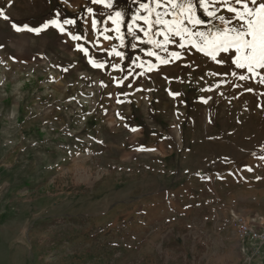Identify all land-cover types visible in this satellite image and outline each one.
Here are the masks:
<instances>
[{"label":"rangeland","instance_id":"obj_1","mask_svg":"<svg viewBox=\"0 0 264 264\" xmlns=\"http://www.w3.org/2000/svg\"><path fill=\"white\" fill-rule=\"evenodd\" d=\"M228 6L0 0V264H193L264 216V68L197 35Z\"/></svg>","mask_w":264,"mask_h":264},{"label":"snow or ice","instance_id":"obj_2","mask_svg":"<svg viewBox=\"0 0 264 264\" xmlns=\"http://www.w3.org/2000/svg\"><path fill=\"white\" fill-rule=\"evenodd\" d=\"M206 0H200V6L204 7ZM210 3L211 0H208ZM228 6L227 11L235 14V18L241 22L240 28H226L219 33L207 35L205 33H197L201 37L203 47L201 51L205 54H215L219 52H227L234 49L236 57L233 63L238 68H247L249 72H253L257 68H264V0H223ZM185 4L187 7L185 8ZM239 5L240 8L232 6ZM255 7H250L249 5ZM172 7H179L182 11H192V0H180L177 4L176 0H172ZM205 11H207L205 9ZM2 14V13H0ZM119 15V13H117ZM209 16H214L213 12H208ZM8 19V17H4ZM189 22L200 24L203 21L195 19L193 16L188 17ZM222 22L224 17H219ZM156 23H160L158 18ZM20 29L17 28V31ZM240 79H246L241 76ZM264 82V79H262Z\"/></svg>","mask_w":264,"mask_h":264},{"label":"built area","instance_id":"obj_3","mask_svg":"<svg viewBox=\"0 0 264 264\" xmlns=\"http://www.w3.org/2000/svg\"><path fill=\"white\" fill-rule=\"evenodd\" d=\"M229 220L235 227L241 253L252 261L264 250V216L256 213L229 212Z\"/></svg>","mask_w":264,"mask_h":264},{"label":"crops","instance_id":"obj_4","mask_svg":"<svg viewBox=\"0 0 264 264\" xmlns=\"http://www.w3.org/2000/svg\"><path fill=\"white\" fill-rule=\"evenodd\" d=\"M244 213V212H241ZM249 213V212H245ZM228 220H229V215H228ZM230 221V220H229ZM231 223V222H230ZM232 226V224H231ZM233 233L234 236L236 235V230L235 227L233 226ZM211 244H222L225 246H229V250L227 253H225L222 256H217V258H212L210 254L207 253V251L202 252V254L198 257V260L196 263L193 264H225V263H230V264H264V250H262L259 254V257H257L255 260L249 261L246 256H244L241 253L240 245L239 242L237 241V238H235V243L234 246L226 243V241H219L217 238L211 237L210 240ZM195 243H197L198 248H208V240L205 239H199ZM225 261V262H224Z\"/></svg>","mask_w":264,"mask_h":264}]
</instances>
